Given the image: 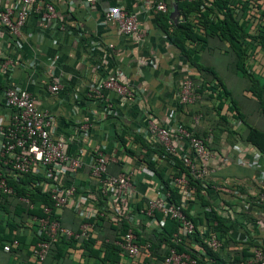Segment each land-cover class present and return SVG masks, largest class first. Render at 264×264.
Wrapping results in <instances>:
<instances>
[{"label":"crops","instance_id":"1","mask_svg":"<svg viewBox=\"0 0 264 264\" xmlns=\"http://www.w3.org/2000/svg\"><path fill=\"white\" fill-rule=\"evenodd\" d=\"M39 1L41 4L51 2L56 17L43 19L41 12L33 9L19 35L0 23V58L9 61L5 70L0 69V126H8L12 114L5 104L4 88L14 85L29 90L37 105L50 113L51 129L55 136L64 139L69 153L80 154L88 160L92 150L100 148L112 157L108 173L115 175L122 170L132 173L134 198L141 207L148 198L162 194L166 189L165 179L170 181L175 170L164 148L163 151L157 148V140L145 130L147 116L152 115L164 126L183 124L197 128L209 138L213 152L214 168L204 179L203 186L207 188L211 184L215 189L211 186L209 192L203 189L200 194L184 192L180 205L190 217L203 219L200 225L205 232L215 221L213 210L204 203L203 197L223 214L227 242L221 256L225 259L241 254L245 248H252L251 239L264 242V180L254 167V162L259 161L264 169V152L246 138L250 126L264 131V115L250 88L251 81L238 68V57L229 43L216 35L209 36L202 48L199 43L186 41L187 47L198 50V62L205 67L199 70L171 41L168 33L173 21L171 16L170 21L160 15L168 11L171 14L175 0H163L168 6L166 12L155 11L159 0H98L93 4L86 0ZM18 2L0 0V7H12ZM243 2L250 10L244 28L248 33L246 42L251 43L255 34L264 35V0ZM233 3L240 21L244 20L239 12L243 5L239 0ZM116 4L138 11L141 35L123 34L115 22L105 20L106 8ZM181 17L179 12V19ZM190 18L196 29H203L199 13ZM251 46L246 67L259 78L264 88V47L260 43ZM115 70L120 71L121 81L132 88L134 99L119 98L115 94L101 98L88 93L91 85ZM201 74L207 81L221 80V103L216 92L209 89L195 103L180 104L182 79L201 77ZM54 81L62 85L57 93L49 90ZM236 81L241 82L239 89L234 87ZM197 114L202 116L198 125L193 126ZM132 133L140 137L134 138ZM178 143L188 149L185 139ZM38 177L36 184L42 188L46 178L41 174ZM15 178L12 176L9 181ZM53 182L75 187L74 194L65 205L56 208V213L73 229H79L88 221L90 237L96 241L92 247L98 253L91 252L77 241L65 247L62 257L54 256L56 251L51 247L46 257L40 260L35 255L39 222L32 217L20 221L12 208L7 213L0 204V224L5 233L11 234V240L0 243V264H109L106 259L109 252L104 244L112 239L116 243L119 235L126 232L120 231L123 212L116 195L101 191L87 164L74 175L67 171L59 174ZM244 205L248 210L243 209ZM126 214L130 225L145 239L142 243L151 244V258L145 255L132 257L121 251L114 264H162L151 248L153 244L167 245L159 237L162 228H169L170 223L156 216ZM8 220L16 222L17 227L12 229ZM90 220L99 221V226ZM14 239L19 240L18 247L5 250L4 246ZM100 244L102 246L98 249ZM194 247L202 251L198 243Z\"/></svg>","mask_w":264,"mask_h":264},{"label":"built area","instance_id":"2","mask_svg":"<svg viewBox=\"0 0 264 264\" xmlns=\"http://www.w3.org/2000/svg\"><path fill=\"white\" fill-rule=\"evenodd\" d=\"M90 4L98 0H86ZM199 1V0H187ZM212 0H201V8L209 5ZM33 9L41 12L43 19L56 17V10L51 2L41 4L39 0H19L15 6L0 7V23L15 35L21 33L31 11ZM167 3L159 0L155 4V11L166 12ZM138 11L129 8L124 4H116L106 8L104 18L107 21L116 23L118 30L126 35H141L139 27ZM180 20H184L181 17ZM9 66L8 60L0 58V69L5 70ZM201 81L194 80L190 76L182 79L179 90L180 104H193L199 99L198 88ZM62 89L59 81H54L49 85L50 92L57 93ZM88 93L94 97H106L115 94L119 98L134 99L135 93L129 84L120 79V71L103 75L101 79L90 86ZM5 104L12 111L10 124L6 127L0 126L2 137L0 139V192L5 195H14L15 187L10 184L12 176L19 178L27 174L35 176L43 175L46 180L42 182V190L47 192L54 205L59 208L68 202V199L74 194L75 187L61 186L53 182L56 177L68 172L74 175L77 170L85 164L90 167L91 174L99 182L101 191L104 194L116 195L118 205L121 211L131 213L136 217L144 215L150 218L155 217L158 211L166 217L176 219L180 222L182 232L186 235L195 231V223L185 213L181 205L170 200V191L165 189L161 195L148 198L147 202L141 208L137 207L135 195V183L132 173L122 170L118 174L108 173V165L111 161L100 148H94L89 154L88 160L80 154H71L67 151L64 139L55 136L52 127V118L50 113L40 108L35 96L29 90L18 86L10 85L4 88ZM202 114H197L193 118V126L198 125ZM145 130L159 142L166 153L178 156L182 159L187 169L197 178L205 179L211 170H213V152L210 148L209 138L197 136L192 130L183 124L176 126H164L156 122L152 115H148L145 120ZM134 135V133H132ZM187 141V148L178 143L179 140ZM254 167L258 176L264 180V169L260 167L259 161L254 162ZM172 183L178 185L185 193L194 192L188 175L181 171L172 178ZM36 185V182H35ZM215 189V186L213 187ZM239 192V191H236ZM244 196V193H241ZM263 199V196H261ZM19 200L34 207V203L28 196H20ZM44 213H50V207L42 205ZM248 210V206H243ZM88 215H91L88 213ZM89 217V216H88ZM40 224L39 235L45 234L37 241L35 255L43 260L52 244L59 236L67 238L90 237L91 225L88 221L83 222L79 229L74 230L63 225L58 219H50L49 216H32ZM162 223V222H161ZM178 236V235H177ZM181 241L182 238L178 237ZM204 241L213 250H221L224 240L219 238L214 230H209ZM116 243L122 248L123 252L129 256L136 257L145 255L151 257L149 242L142 243L131 226L126 232L121 234ZM19 240L14 239L11 243L4 246L5 250H11L17 247ZM252 253L244 264H264V242H258L249 249ZM209 259L208 261H212ZM162 264H199L196 257L188 252H179L175 247L169 249Z\"/></svg>","mask_w":264,"mask_h":264},{"label":"trees","instance_id":"3","mask_svg":"<svg viewBox=\"0 0 264 264\" xmlns=\"http://www.w3.org/2000/svg\"><path fill=\"white\" fill-rule=\"evenodd\" d=\"M234 0H212L209 5H205L204 8H201V0L199 1H187V0H175V3L178 6V10L182 17H184V20H178L177 23L174 21H171L170 19V11L167 13H160L162 15V18H166L171 21V30L169 33V37L173 43H175L180 49L182 50L183 54L187 57V60H189L196 68L199 70H202V68H205L199 64V56H198V50L195 48L187 47L186 41H192L195 43L201 44V47H204L207 43V38L212 35L218 36L220 39L225 40L229 43L230 48L236 53L238 57L237 66L238 68L243 72V74L248 77L251 81V90L255 94L257 100L259 101V108L264 115V88L261 85V82L259 78L255 77L252 73L249 72L248 68L246 67V59L248 57L249 51L251 49V46L253 43H260L264 47V35L263 34H255L253 36L255 40H253L251 43L246 42V37L248 33L245 31V19L248 18V14L250 12L248 6H246V3L242 0H239L241 4L243 5L241 13V17L244 19L240 21V17L237 15V11L234 3ZM196 13L200 14L201 19L203 20V29L198 30L196 29L195 23L191 20L190 16L194 15ZM162 20V19H160ZM257 40V41H256ZM209 68H206L208 70ZM194 80L201 81V86L198 88L199 96L203 97L204 93L208 91L209 89L212 92H216L217 98L221 103V97L223 96L222 93L219 91L220 86H222L221 80L214 79L212 81H207L201 74V77L196 76H190ZM205 79V80H204ZM210 96H213L212 94H209ZM219 112V111H218ZM241 115V114H240ZM186 126V125H185ZM190 130H192L197 136L206 137L205 134H202L198 132L197 128L186 126ZM140 136H137V134H134V138H139ZM247 140L255 147L259 148L261 151L264 152V131L254 127L250 126L248 133H247ZM155 145H157V148H160L161 151H163V146L156 142ZM166 156L169 157L171 161H173V165L175 167L174 172L172 173V177L178 175L181 171L185 172L188 175V179L190 181V184L192 187H194L195 192L198 194L201 193V190L205 189L206 192L210 191L211 184H209V187L204 188V179L197 178L193 175L192 172H190L187 167L184 165L181 158L178 156H173L168 153H166ZM39 177L35 176L34 174H27L24 176H21L19 178L11 179L9 181L13 186L15 187V194L14 195H5L0 192V204L5 208L6 212L9 213V209L12 208V210L15 212V215H19L20 221H23L31 218L34 215H37L38 217L42 216H49L50 219H58L61 220L60 222L63 225H68L61 219V215H58L56 213V206L54 205V201L50 197V195L43 191L38 184L35 185V180H37ZM170 178V181H171ZM169 179V178H168ZM168 179H165L166 182V189H168L171 193L170 200L177 205H180L181 197L184 194V192L180 189L178 185H175L171 183ZM214 186H212L213 188ZM20 196H28L30 200L34 203V207L30 208L28 205L22 203L19 200ZM206 197V196H205ZM204 199V203H206L209 207H211V210H213V221L215 223H211L206 232L201 229L202 224V218L199 217L198 219L192 218L189 216V214L185 211L187 216L193 220L195 223V231L191 234H184L182 232L181 224L178 220L172 219L169 217H166V221L170 223V227L164 226L160 232V241H166L165 247H160L155 244L152 245V252L154 254H157L158 259L163 263V260L165 256L169 253V249L172 247H175L177 251L179 252H188L194 257L197 258L199 264H244L249 256L252 255L251 251L249 249H244V251L241 254L235 255L232 258L225 259L223 256H221V250H213L208 246V244L204 241L205 236L207 235L209 230H214L219 238L224 240V245L227 242V236L225 234V228L224 224L226 221V218L223 216L222 213H220L213 205L210 204V201L207 199ZM147 202V200H146ZM42 205L50 207V213L46 214L44 213V209ZM138 208H141L137 204ZM123 214L120 216V231L124 232L127 231L130 225V221L128 219L127 214L122 211ZM125 213V214H124ZM208 215V214H207ZM155 216L157 219H161L164 217V215L160 212H156ZM60 217V219H59ZM246 220L250 221V218L247 216ZM93 222L92 220H90ZM8 223L11 225V228L17 227V223L11 220H8ZM94 223V222H93ZM24 224V223H23ZM95 226H99V221L94 223ZM70 227V225H68ZM72 228V226H71ZM4 227L0 224V243L3 244L6 240H11V234L4 232ZM73 229V228H72ZM74 230H77L75 228ZM139 241L143 242L145 240L142 238V235L135 230ZM174 232L177 233L176 236H174ZM11 233V231H10ZM45 237V234L42 235ZM41 235H38L36 237V240H39L42 238ZM121 235H119L120 237ZM119 237L117 239H119ZM178 237L182 238L180 241ZM23 239V238H21ZM116 239V238H115ZM13 241V240H12ZM80 241L83 243V245L88 248L91 252L98 253L97 250L93 249L92 245L96 243L92 237H82V238H67L65 236H59L58 239L52 244V250L56 251L54 256L59 257L64 255V249L67 246L73 245L75 242ZM116 241V240H115ZM198 243L202 247V251L197 250L194 247V244ZM258 242L255 239H251V244L256 245ZM106 246L105 250H108V255L106 257L107 261H109V264H114L118 261L119 253L122 250V248L114 242V239L111 240L110 243L104 244ZM102 244L98 246V249H100ZM18 247V246H17ZM51 250V251H52ZM151 258V257H150ZM209 259H213L212 261H208Z\"/></svg>","mask_w":264,"mask_h":264},{"label":"water","instance_id":"4","mask_svg":"<svg viewBox=\"0 0 264 264\" xmlns=\"http://www.w3.org/2000/svg\"><path fill=\"white\" fill-rule=\"evenodd\" d=\"M170 16H171V18L173 19V21L175 23L178 22V20H179V10H178V6H177L176 3H174V10L171 12Z\"/></svg>","mask_w":264,"mask_h":264},{"label":"rangeland","instance_id":"5","mask_svg":"<svg viewBox=\"0 0 264 264\" xmlns=\"http://www.w3.org/2000/svg\"><path fill=\"white\" fill-rule=\"evenodd\" d=\"M240 85H241V82L239 81V82H235V84H234V87L236 88V89H239L240 88Z\"/></svg>","mask_w":264,"mask_h":264}]
</instances>
